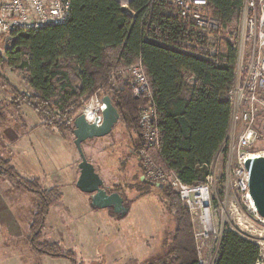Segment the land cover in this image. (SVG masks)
<instances>
[{
    "label": "trees",
    "instance_id": "16d2710c",
    "mask_svg": "<svg viewBox=\"0 0 264 264\" xmlns=\"http://www.w3.org/2000/svg\"><path fill=\"white\" fill-rule=\"evenodd\" d=\"M207 1L208 15L236 38L244 0ZM71 2L72 16L67 22L9 34L0 67L22 73L29 87L11 86L14 98L9 106L14 111L23 104L31 107L43 124L65 137L73 132V119L84 101L101 90L112 97L121 114L119 122L138 135L133 139L134 150L139 151L143 147L139 116L149 99L135 95L127 77L118 76L120 86H116L111 74L141 60L159 130V145L147 149L149 159L166 172L177 173L186 184L206 183L231 128L229 92L236 83L238 58L234 44L224 42L212 52L194 22L181 16L169 0H130L127 8L119 0ZM4 79L0 72L2 85ZM2 107L0 138L6 118ZM0 173L41 200L33 220V250L75 260L73 253H64L59 242L43 234L49 209L62 200L59 189H44L36 178L24 179L1 154ZM141 182L150 184L142 177ZM162 192L176 225L165 255L150 264H200L189 209L170 185L163 184ZM258 252L255 242L227 229L215 264H255Z\"/></svg>",
    "mask_w": 264,
    "mask_h": 264
},
{
    "label": "rangeland",
    "instance_id": "374dc122",
    "mask_svg": "<svg viewBox=\"0 0 264 264\" xmlns=\"http://www.w3.org/2000/svg\"><path fill=\"white\" fill-rule=\"evenodd\" d=\"M119 1L123 3L126 0ZM240 25L241 21L237 27L236 38H233L232 30L221 27L215 43L216 49L224 46V42L228 41L234 45L237 44ZM9 38L8 34L0 36V54L5 55ZM216 49L213 45L212 52ZM0 72L6 77L5 85H2L3 80H0V107H2L5 105L4 101L9 92L8 88H11V82L17 84L24 81V75L9 66L0 67ZM87 101H84L77 115L81 114ZM72 127L74 129V119ZM256 128L259 134L258 140L250 151L264 152V107L261 105L257 106ZM53 131L57 130L53 129ZM232 131L235 133L236 129ZM232 131H229V134H233ZM238 132L237 129V134ZM66 136L68 142L53 149V166L66 164L65 176L61 179L53 173V188H58V193L63 196L59 203L51 207L52 211L48 221H45L47 226L43 228L45 232L43 234L46 239L59 242L64 253H73L75 260L39 254L43 257L35 261V264H150L157 262L166 253L176 222L174 211L168 209L162 187L141 182L142 176L144 179L148 180V178L145 176L146 170L141 154L134 150L136 140L133 138H138V135L130 127H125L118 122L109 135L89 139L83 143L87 158L96 166L105 186L110 191L119 192L124 198L120 208L104 209L96 208L92 204L90 195L83 193L77 187L80 170L78 164L81 158L74 143V133H68ZM2 140L1 134L0 144L3 146ZM141 140L143 144V138ZM229 145L228 139L212 163V186L215 208L218 209L215 211L216 220H219L220 224L223 219L226 225L233 226V219L228 213V208L232 202L240 201V196L232 184V171L228 169ZM2 146L0 149H3ZM73 155L74 161H71ZM72 169L75 175L72 181L67 182V173L69 174V170ZM141 187L144 191L140 190ZM172 188L174 192H177L176 188ZM193 224L197 231L199 225L194 222ZM199 243L202 244L201 240ZM0 264H25V261L7 257L1 258Z\"/></svg>",
    "mask_w": 264,
    "mask_h": 264
},
{
    "label": "built area",
    "instance_id": "2783aa9c",
    "mask_svg": "<svg viewBox=\"0 0 264 264\" xmlns=\"http://www.w3.org/2000/svg\"><path fill=\"white\" fill-rule=\"evenodd\" d=\"M181 16L189 17L198 29L202 40L212 46L217 42L219 22L208 15L207 0H169ZM128 7L127 2L122 3ZM72 16L71 0H0V35L13 32H36L48 25L63 24ZM237 49L236 83L229 92L232 103L231 129L228 134V169L232 171V184L240 201L232 202L228 213L233 226L216 220L213 198V175L206 183L190 185L181 181L175 172H166L152 163L147 149L159 145V130L156 126L157 111L151 98V86L141 60L124 69L114 70L111 78L127 77L134 86V94L145 95L149 100L142 107L139 124L142 130L143 147L139 150L146 170L145 176L153 182L171 185L199 225L195 231L200 264H215L220 253L221 239L227 229L249 238L259 247L255 264H264V218L258 213L249 190V173L245 162L250 157L264 152L250 151L258 140L256 128L257 106L264 107V0H244ZM216 49V47H215ZM116 86L120 83L116 82ZM102 91L95 92L85 103L82 114L89 122L101 118ZM239 127V128H238ZM237 129L239 130L237 134ZM226 140V142H227ZM212 168V167H211ZM201 240L202 244L199 243Z\"/></svg>",
    "mask_w": 264,
    "mask_h": 264
},
{
    "label": "crops",
    "instance_id": "0c3cea01",
    "mask_svg": "<svg viewBox=\"0 0 264 264\" xmlns=\"http://www.w3.org/2000/svg\"><path fill=\"white\" fill-rule=\"evenodd\" d=\"M125 2L129 3L130 0ZM11 86L18 90L29 89L24 81L17 84L12 81ZM8 91L5 105H2L7 119L2 127L4 143L3 146L0 144L3 147L0 154L24 179L36 178L42 188L50 189L53 187V173L61 179L65 176L66 166L65 163L53 166V149L67 143L68 137L60 136L59 132L53 131L52 126L43 124L38 113L25 104L14 111L9 106L14 98L13 88ZM70 151L73 153L71 148ZM71 161H74V155ZM69 171L67 182L72 181L75 175L73 169ZM40 203L37 193L17 187L6 175L0 173V259L13 257L20 258L25 264H35V261L43 257L33 250L31 242L33 220ZM51 211L52 208L48 211L46 221Z\"/></svg>",
    "mask_w": 264,
    "mask_h": 264
},
{
    "label": "water",
    "instance_id": "95a60500",
    "mask_svg": "<svg viewBox=\"0 0 264 264\" xmlns=\"http://www.w3.org/2000/svg\"><path fill=\"white\" fill-rule=\"evenodd\" d=\"M120 119L121 114L109 94L103 96V108L100 119L89 122L82 113L74 118V143L81 158L78 164L80 175L76 185L80 191L90 195L92 204L99 209L120 208L124 203V198L119 192L110 191L105 186L104 180L97 171L96 166L87 158L83 143L89 139L109 135ZM245 167L249 173L251 197L258 213L264 218V155L248 158L245 162ZM147 181L150 184H157L151 180ZM158 185L163 186V184L159 183Z\"/></svg>",
    "mask_w": 264,
    "mask_h": 264
}]
</instances>
